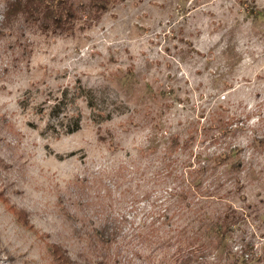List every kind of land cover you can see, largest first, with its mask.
I'll return each instance as SVG.
<instances>
[{
  "label": "rangeland",
  "instance_id": "obj_1",
  "mask_svg": "<svg viewBox=\"0 0 264 264\" xmlns=\"http://www.w3.org/2000/svg\"><path fill=\"white\" fill-rule=\"evenodd\" d=\"M3 33L0 264H181L186 237L143 238L166 193L140 153L174 137L191 163L229 158L179 220L240 216L204 264H244L243 243L264 264V0H125L75 37ZM107 217L109 253L91 237Z\"/></svg>",
  "mask_w": 264,
  "mask_h": 264
},
{
  "label": "trees",
  "instance_id": "obj_2",
  "mask_svg": "<svg viewBox=\"0 0 264 264\" xmlns=\"http://www.w3.org/2000/svg\"><path fill=\"white\" fill-rule=\"evenodd\" d=\"M125 0H4L1 11L2 20H0V36H3V29H14L22 34L25 31H34L43 35H52L54 37H75L78 33L85 32L96 26L112 8L123 3ZM75 129L79 130V123H75ZM189 147L188 143H182L178 137L165 143L161 150L157 147H150L140 153V164L147 162L148 168L157 165L156 171L160 184L165 191V203L157 206V219L150 225L149 230L144 233L147 238H156L154 243L158 247L170 244L173 237L171 233H176L178 241L186 237L187 245L180 244L181 264H204V259L208 251H218L231 238L235 227L240 223V216L230 208L221 215L212 216L209 219H203L198 216L200 226L197 230L193 224L185 228H180L179 220L187 217V212L192 211L197 204L196 196L200 198L204 194H209V186H206L209 176H214L219 168L225 167L229 158L217 157L208 160H197L191 163L190 160L182 159L180 154ZM135 169L136 163L130 164ZM124 166L117 175V178L126 177L131 174V166ZM241 164H232V168L240 169ZM139 171V167H137ZM155 174V175H156ZM86 179L77 181L81 184L79 188L84 187ZM83 183V184H82ZM241 181L236 180L235 187L241 189ZM204 189V191H203ZM204 192V193H203ZM210 196V195H207ZM163 202V201H162ZM196 219V220H197ZM118 219L109 218L103 225L96 227L91 237L95 238V243L104 245L107 253L112 249L113 244L122 234L123 225L119 224ZM121 223V222H120ZM166 242H163V241ZM151 240L146 243H152ZM201 241L202 245L195 247V243ZM206 241V242H205ZM243 259L241 262L248 264V261L255 258L256 254L248 243L242 245ZM107 258V257H106ZM108 259V258H107ZM65 260H67L65 258ZM259 261V260H258ZM68 263V261H66Z\"/></svg>",
  "mask_w": 264,
  "mask_h": 264
}]
</instances>
